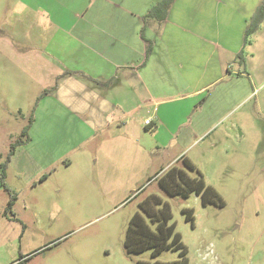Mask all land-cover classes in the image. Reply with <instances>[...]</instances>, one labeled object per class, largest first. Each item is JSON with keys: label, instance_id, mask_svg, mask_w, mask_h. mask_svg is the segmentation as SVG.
<instances>
[{"label": "rangeland", "instance_id": "rangeland-1", "mask_svg": "<svg viewBox=\"0 0 264 264\" xmlns=\"http://www.w3.org/2000/svg\"><path fill=\"white\" fill-rule=\"evenodd\" d=\"M59 2L65 18L55 40L69 34L73 19L67 13L71 2ZM40 5L42 0H0V162L9 145L21 139L25 143L16 147L21 152L17 164L34 157L40 166L51 163L53 168L43 182L34 177V187L25 180L36 172L31 163L23 172L9 170L6 182L17 195L12 211L18 222L0 217V264H16L20 254H30L25 264L178 260L175 251L152 258L150 250L133 255L123 248L128 221L150 194L168 202L188 264H264V71L259 72L264 64H256L258 74L239 77L244 67L232 60L231 77L216 81L198 97L176 99L178 89L186 88L167 82L171 103H161L153 112L166 118L171 130L179 126L176 142L160 125L154 131L145 127L153 103L143 91L140 100L130 97V106L139 100V109L129 112L123 106L116 111L113 104L99 112L106 125L89 128L69 115L61 101L39 103L51 75L43 73L37 48L30 50L34 55L24 53H29V38L39 39L33 44L51 39L44 21H35L27 9ZM225 24L234 44L238 36L243 46V17L232 13ZM255 32L252 51L264 52V27ZM24 131L26 137H21ZM182 156L219 192L224 207H202L194 194L168 197L159 189L156 174L183 167ZM5 199L0 185V207ZM184 208L193 210V225L185 220Z\"/></svg>", "mask_w": 264, "mask_h": 264}, {"label": "crops", "instance_id": "crops-1", "mask_svg": "<svg viewBox=\"0 0 264 264\" xmlns=\"http://www.w3.org/2000/svg\"><path fill=\"white\" fill-rule=\"evenodd\" d=\"M59 1L42 0L40 8H27L35 21L39 20L41 24L44 21L51 39L33 44L39 39L27 38L25 44L29 53H24V56L34 55L30 50L37 48L40 53L37 59L41 56L39 65L43 73L51 75L44 92L55 86V90L42 93L39 103L45 99L59 100L65 104L69 115L77 116L89 128H103L106 123L102 117L99 118V112L113 104L116 111L123 106H127L129 112L139 109L141 91L153 103L152 112H155L161 103H171L168 99L173 93L166 85L169 81L174 83L175 80L186 88L185 92L178 89L175 97L179 99L201 96L216 81L231 77L232 64L229 63L239 61L237 56L243 46L239 45L238 36L234 44L225 22L234 13L238 18L243 17L247 26L259 4V0H173L163 18L161 11L157 13L161 18L158 21L146 15L162 0H85V3L68 0L71 4L67 13H72L73 18L68 26L69 34L62 33L63 40H55L65 18ZM248 8L251 9L249 13L245 12ZM35 10H38L39 17L35 16ZM263 25L264 21L259 31ZM254 43L253 37L251 44L243 50L244 60L239 61V65H243L244 72H238L239 77H244V74L252 76L251 71L258 74L256 64H264V59L260 60L264 52L252 51ZM146 45L149 46L148 56ZM262 71L263 67L259 72ZM80 74L87 79L80 78ZM130 97H137L138 104L130 106ZM167 100L169 102L164 103ZM113 111L111 109L106 114L111 115ZM152 112L145 118H151L152 123L145 124V127L156 129L160 125L170 132V140L176 142L179 136L175 132L179 126L171 130L166 118ZM20 155L16 148L6 169L5 184L13 191L7 184L10 169L19 168L23 172L24 165L31 163L36 172L26 176L25 180L33 187L47 179L46 171L53 169L51 163L40 166L34 157L32 160L30 157L23 159L19 165ZM34 177L38 179L37 183ZM43 177L45 179L41 180ZM1 189L7 195V191ZM7 201L8 195L0 207L1 218H4L2 213ZM12 215L7 219L18 222L13 211Z\"/></svg>", "mask_w": 264, "mask_h": 264}, {"label": "trees", "instance_id": "trees-1", "mask_svg": "<svg viewBox=\"0 0 264 264\" xmlns=\"http://www.w3.org/2000/svg\"><path fill=\"white\" fill-rule=\"evenodd\" d=\"M173 0H162L158 7L149 11L146 17H154L160 21L161 18L157 15L161 11L162 18L164 17L167 8ZM157 8V9H156ZM264 20V0H259V4L248 21L247 28L244 31L243 47L238 54V59L244 60L243 50L251 44L250 37L257 30L259 31L261 24ZM146 54H149V46L146 45ZM70 74V73H67ZM76 74V73H71ZM80 78L87 79V76L80 74ZM55 90V86L50 90L44 92L46 94ZM31 124V122L29 123ZM148 128V127H147ZM152 130L153 128H148ZM21 137H26V132L21 134ZM28 140V138H26ZM25 141L17 139L9 145L8 153L0 163V185L7 191L8 201L2 215L7 218L12 215L13 206L17 200L16 192L10 190L5 184L6 169L12 158L16 147L23 145ZM183 160V167L171 166L168 167L161 175L156 174V179L159 189L168 195V197H175L178 195L185 196V198L194 194L199 197L202 207L208 205H216L224 207L219 192L207 184L203 174L193 165L186 157H181ZM179 161V160H178ZM188 172L195 173L194 176H189ZM45 179L43 177L41 180ZM140 212L133 213L128 221L127 228L125 229L123 248L127 254H140L146 250H150L151 257L156 258L164 251H175L178 253V260L172 262L155 261L152 264H188L187 250L181 235L177 232L176 226L171 222V210L168 202L162 200L158 195H148L138 204ZM185 213V220L193 225L194 217L192 209H183ZM14 218V217H13ZM147 218V219H146ZM22 254L19 255L16 264H25L28 258ZM137 264H151L149 261H138Z\"/></svg>", "mask_w": 264, "mask_h": 264}, {"label": "built area", "instance_id": "built-area-1", "mask_svg": "<svg viewBox=\"0 0 264 264\" xmlns=\"http://www.w3.org/2000/svg\"><path fill=\"white\" fill-rule=\"evenodd\" d=\"M152 121L151 120H145L146 125H151Z\"/></svg>", "mask_w": 264, "mask_h": 264}, {"label": "flooded vegetation", "instance_id": "flooded-vegetation-1", "mask_svg": "<svg viewBox=\"0 0 264 264\" xmlns=\"http://www.w3.org/2000/svg\"><path fill=\"white\" fill-rule=\"evenodd\" d=\"M34 252H31V254H33ZM28 255H30V254H28ZM28 255H26V256H28Z\"/></svg>", "mask_w": 264, "mask_h": 264}]
</instances>
